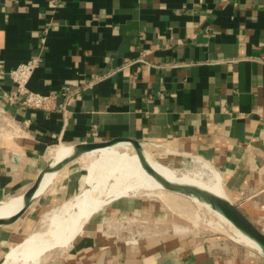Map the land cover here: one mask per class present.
Returning a JSON list of instances; mask_svg holds the SVG:
<instances>
[{"label":"crops","instance_id":"1","mask_svg":"<svg viewBox=\"0 0 264 264\" xmlns=\"http://www.w3.org/2000/svg\"><path fill=\"white\" fill-rule=\"evenodd\" d=\"M33 58L27 89L55 95L57 111L6 100L9 72ZM0 104L19 133H0V203L54 167L57 148L127 139L168 167L207 162L264 234V0H0ZM78 163L0 226V259L79 192ZM146 202H110L41 264H264L233 234L238 243L178 226L128 235L158 219Z\"/></svg>","mask_w":264,"mask_h":264},{"label":"bare ground","instance_id":"2","mask_svg":"<svg viewBox=\"0 0 264 264\" xmlns=\"http://www.w3.org/2000/svg\"><path fill=\"white\" fill-rule=\"evenodd\" d=\"M122 145H127L131 153H121L116 150L117 146ZM71 153L72 148H57L52 156L54 158L52 163L66 159ZM144 156L149 165L164 179L172 183L192 185L228 199L222 189L219 174L207 162L196 159L194 161L196 166L192 170L189 172L186 170L187 172L179 175L175 170L153 161L148 152L144 151ZM82 157L89 160L88 168H86V183L82 190L46 213L41 218L39 223L41 228L38 229L44 235L37 238H31V235L25 237L4 254L2 264H41L40 260L46 250L66 246L82 230L85 222L110 202L128 195L142 193L151 195L155 191L158 193L155 195H160L163 191L161 186L142 169L135 152L128 143L121 142L94 149L79 158ZM52 177L49 175L43 179L36 196L42 193ZM191 200L205 208L217 220L216 228L223 227L225 228L223 230L235 235L239 241L247 243L244 245L260 250L253 240L240 233L208 204L192 197ZM21 207V195L11 201L1 202L0 219L13 217Z\"/></svg>","mask_w":264,"mask_h":264},{"label":"water","instance_id":"3","mask_svg":"<svg viewBox=\"0 0 264 264\" xmlns=\"http://www.w3.org/2000/svg\"><path fill=\"white\" fill-rule=\"evenodd\" d=\"M125 142L128 143L133 151L135 152L138 161L142 169L151 176L164 191L180 195L188 198H195L198 201H202L208 204L213 210L217 211L222 217H224L230 224L237 229L240 233L253 240L264 253V234L252 223L249 219L237 209L228 199L220 197L204 189L192 186L172 183L164 179L159 173H157L147 162L144 156V150L141 145L135 141L127 139H115L104 143L95 144H81L72 147V153L66 159L59 161L54 167H49L40 173L33 183V185L26 191L22 196V207L16 215L8 219H0V226L8 225L19 218L29 207L30 201L35 196L40 183L46 176H54L68 163L73 162L79 157L83 156L89 151L98 148H104L113 146L117 143ZM3 257L0 259V264L3 262Z\"/></svg>","mask_w":264,"mask_h":264},{"label":"rangeland","instance_id":"4","mask_svg":"<svg viewBox=\"0 0 264 264\" xmlns=\"http://www.w3.org/2000/svg\"><path fill=\"white\" fill-rule=\"evenodd\" d=\"M116 150L121 152V153H127V154L131 153L130 148L127 145L117 146ZM78 162L79 163H78L77 167H79L78 168L79 169V175L82 176L81 185L79 188V191H81L84 184L86 183V178H87V169L86 168H88L89 160L82 157V158L78 159ZM157 163L161 164L162 166L168 167L167 165H164L161 162H157ZM195 166H196L195 162H187V163L181 164L177 167L172 166L169 168L175 170L177 172V174L180 175V174H182V172H187L186 170H188V172H189ZM158 192H159V190H158ZM154 193L158 194L156 191ZM140 195L142 198L147 199L146 205L148 207H149V205L157 206V208L155 210H153V212L151 214L154 213L153 216L158 217V219L142 220V221H138L137 222L138 224L132 223V224L128 225V226H130V231H132L133 233L138 232L141 235H144L147 233V231L150 232L149 229L154 230V231L155 230L156 231L157 230L164 231V230L171 229L172 226H175V227L178 226L179 228L193 229V231H200V232H204V233H208V234L225 235V236L230 237L234 241H236L232 236L229 235L230 233H228L227 230H223L225 228H223V227L222 228L221 227L216 228L217 226L215 227V225H217L216 224L217 220L212 215H210L205 208L196 205L191 200V198L176 195V194L164 191V190L162 192H160V195H159L160 198L155 197V196L146 197L143 195V193ZM144 210H147V208H145ZM149 213H150V211H149ZM148 221H150V222H148ZM39 226H40L39 223H35L33 225V227L30 228L32 231L29 230L26 233V236H28L30 234L31 238H37V237L42 236V234L44 235V233H42L38 230L41 228V227L39 228ZM45 226L42 227V229L45 228ZM29 232H31V233H29ZM25 237H22V238H25ZM10 247H11V245H10ZM60 247H56V248H60ZM56 248H53V249H56ZM53 249L46 250L45 253L47 252V255H48L49 253L52 252L51 250H53ZM7 251H8V249H6L3 254H5ZM40 263H41V260H40Z\"/></svg>","mask_w":264,"mask_h":264},{"label":"built area","instance_id":"5","mask_svg":"<svg viewBox=\"0 0 264 264\" xmlns=\"http://www.w3.org/2000/svg\"><path fill=\"white\" fill-rule=\"evenodd\" d=\"M39 65V59L33 58L25 63H22L9 72V76L16 88L14 92L6 96L9 103L18 102L23 109H38L47 112L57 111L55 104V95H42L31 92L27 89V84ZM16 123L6 112L5 108L0 104V133L6 135L19 134ZM128 235L138 233L128 232ZM133 239V237H132Z\"/></svg>","mask_w":264,"mask_h":264}]
</instances>
